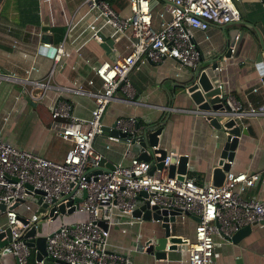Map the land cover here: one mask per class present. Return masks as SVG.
<instances>
[{"label": "built area", "instance_id": "2783aa9c", "mask_svg": "<svg viewBox=\"0 0 264 264\" xmlns=\"http://www.w3.org/2000/svg\"><path fill=\"white\" fill-rule=\"evenodd\" d=\"M260 3L264 9V0ZM127 5V12L119 11L109 0H80L76 5L79 16L70 18L66 35L79 55H82L84 35L100 38L98 31L104 32L106 28L111 36L125 37L124 52L118 53L113 60L90 63L93 76L84 80L74 78L69 85L51 82L55 67L69 54L64 39L57 45L41 43L46 50L49 48L52 59L43 79L32 76L39 69L35 58L23 74L0 70V79L20 82L21 90L34 100H41L48 88L57 89L49 107L50 126L70 143L63 157L54 159L20 147L0 133V202L5 203V209L0 210L5 214V224L0 226V231L9 227L10 240L5 247L14 255L16 264L28 263L32 246L26 242L24 234L32 226L37 228L40 218L52 222L56 217L83 211L86 218H61L44 233L47 255L62 260L63 264H130V255L110 244L109 226L141 222L142 216H135L132 211L143 203L148 207L179 209L177 217H194L193 235L182 234L187 241L177 242L176 247L185 251L186 264H214L215 236L230 238L239 227L253 221L264 224V197L243 194L246 187L254 184L258 173L229 169L223 183L214 185L197 181L187 159L182 179L177 177L176 171L169 174L171 155H177V164L178 156L187 153L164 147L165 153L158 159L159 143L150 146L149 159L132 152L130 145L143 138L145 126L135 114L117 116L114 126L109 125L104 133L103 147L110 149L113 143L122 142V156L128 161H116L112 166L102 165L95 169L102 152L94 142L103 134V115L116 90L120 88L126 92L129 101H138L129 72L147 59L160 61L165 57L196 67L200 64L201 52L194 29L204 26L207 20L223 24L240 18L236 0H127ZM92 11L93 20L84 23V16ZM12 45L18 46V43L13 41ZM83 58L88 62L89 59ZM97 78L99 84L95 85ZM261 84L264 87V81ZM64 89L91 95L94 105L90 114L74 113L72 100L64 96ZM218 95L217 107H200L196 103L187 110L200 113L207 120L212 116L233 118L238 125L248 116L264 113V109L245 107L232 93L221 91ZM113 127L117 133L111 131ZM158 161L161 165H157ZM27 182L44 190L41 194V201L46 202L43 209L34 192L25 193ZM63 195L66 196L57 200ZM76 196L81 198L74 200ZM67 199L73 202L60 211L59 203ZM15 201L17 204L12 206ZM71 204L73 209L67 211ZM99 219L107 226H102ZM147 240L142 246L144 251L151 243ZM2 249L4 246H0V252ZM45 260L43 258L41 264Z\"/></svg>", "mask_w": 264, "mask_h": 264}, {"label": "crops", "instance_id": "0c3cea01", "mask_svg": "<svg viewBox=\"0 0 264 264\" xmlns=\"http://www.w3.org/2000/svg\"><path fill=\"white\" fill-rule=\"evenodd\" d=\"M80 0H1L0 1V70H11L23 74L33 58L39 69L32 76L43 79L48 72L52 59L49 48L42 42L57 45L63 39L69 54L63 58L61 65L54 70V84L69 85L74 78L84 80L94 75L90 63L101 60H113L125 51V37L109 35L113 39L107 49L100 38L84 35L81 47L82 55L76 52L66 35L70 18L79 16L76 5ZM121 12H127V0H110ZM240 10L238 20L218 24L207 20L202 27L194 29V38L200 49V66H205L221 56L218 64L217 80L223 93H232L245 107L264 109V87L261 82L262 67L257 55L264 57V9L260 0H236ZM94 11L84 16V23L93 20ZM100 22V17L97 18ZM237 28L232 49H228L229 32ZM47 35V39L42 37ZM16 41L18 46H13ZM26 54V55H25ZM86 57L88 62L83 58ZM263 61V60H262ZM194 66L181 65L172 57L160 61L147 59L140 67L132 69L129 77L132 80L137 102L127 99L128 94L117 89L115 97L108 104L103 121L111 125L119 115L135 114L142 125L148 122L163 125L158 134V143L162 147L176 152L187 153L191 174L199 182H210L211 167L216 164L223 143V129L211 125L200 113L187 108L196 103L184 89L191 81ZM99 84V79L95 85ZM63 87V86H62ZM254 87H257L254 89ZM41 100H34L30 94L21 90V83L0 79V133L14 144L25 147L50 158L60 159L70 143L59 136L50 126L49 107L53 103L57 89L51 87ZM47 91V90H46ZM64 96L70 98L73 112L87 116L94 105L93 97L86 93H76L64 89ZM161 105L173 106L166 110ZM246 132L240 134L234 149L230 170L256 172L259 177L248 186L243 194L255 198L264 197V113L248 116L241 125ZM104 133L95 139V146L104 157L103 166L113 162L126 163L128 158L122 156V142H115L110 149L103 147ZM132 152L138 154L141 147L134 142L130 145ZM86 218V212L62 215L46 224L47 230L56 226L60 219ZM189 225L178 229L179 223ZM175 233L193 235L195 219L191 215L177 217ZM5 224V214L0 211V226ZM48 225L51 226L48 228ZM140 225L111 224L109 242L119 250L128 253L133 264H148L143 260L144 242L152 236L142 238L140 233L133 235V229ZM134 226V227H133ZM173 224L171 225V227ZM180 228V227H179ZM192 229V230H191ZM183 231V232H181ZM39 225L36 234H41ZM34 248V247H33ZM171 251V250H169ZM178 258L158 260L159 264H186L185 251ZM134 255V257H133ZM180 259H183L181 261ZM150 261V262H149ZM45 262V261H44ZM44 262L42 264H44ZM59 263L57 261H54ZM0 264H16L14 255L8 250L1 253ZM63 264V263H60ZM214 264H264V224L260 221L250 223V229L237 241L231 238L215 236Z\"/></svg>", "mask_w": 264, "mask_h": 264}, {"label": "water", "instance_id": "95a60500", "mask_svg": "<svg viewBox=\"0 0 264 264\" xmlns=\"http://www.w3.org/2000/svg\"><path fill=\"white\" fill-rule=\"evenodd\" d=\"M237 28H232L228 34L229 36V43L230 45L233 44L234 38L237 35ZM98 34L100 36V39L102 41V44L107 49L112 44L113 39L111 37H108L103 31L99 30ZM43 39H47L48 36L44 35L42 37ZM229 49V47H228ZM229 52V51H228ZM226 52L225 54H220L217 59L213 60L211 63L205 65V66H196L194 69V75L190 82L184 85V89L189 91V95L191 99L198 103L200 107H217L219 106L218 100L220 99L219 93L221 92V88L218 86V80H217V74H218V64L219 59L221 56H226L229 53ZM258 60L260 61L258 65L262 67V75L261 79L264 81V57L260 53L257 55ZM263 60V61H262ZM208 122L213 125L214 127L218 129H223V143L221 145V149L219 152V156L217 159V162L215 165L211 167V179L210 183L214 185H221L226 177L227 171L230 169L231 160L233 159L234 155V149L236 147L238 138L241 133L246 132V128L244 126L235 124V120L233 118H217L216 116H212L209 118ZM115 122L113 121L111 125L114 126ZM163 125L153 123L152 125L146 124L142 129L143 138L139 141L138 144H140L141 151L138 154L139 157L149 159L150 153L148 150L150 149V146L152 144L158 143V134L162 132ZM108 125H103V132H107ZM112 132L117 133L118 130L116 128L111 129ZM121 135H124V133L120 132ZM158 150L160 151V155H158V159L162 158L165 153V148L162 146L158 147ZM177 158V155L173 153L171 155L170 165H169V174H173L175 171L177 172V177L183 178V172L185 171V164L187 161V155L181 154L178 156V162L175 163ZM104 163V157L102 156L97 164L95 166V169L99 168V166H102ZM157 165H161V161L157 162ZM109 166H112L110 164ZM74 188V187H73ZM27 192H34V194L37 196V201L41 202L40 209H43V207L46 205V202L41 201L42 199V193H44V190L38 188V187H32L30 183H26L25 193ZM141 193H145V191H141ZM84 195V192H83ZM66 195L61 196L57 200H61ZM81 196H76L74 200H79ZM73 202V199H67L66 202L61 201L58 205L60 211L65 210V205L70 204ZM17 201H15L12 206L16 205ZM74 205L71 204L70 207L67 208V211H71L73 209ZM5 209V203L0 202V210ZM180 213L179 209H166V208H158L155 205L152 207H148L146 203L140 204L138 207H136L132 214L135 216L141 215L143 219H149L153 218L157 221H161V225L163 226V234L158 235L154 237L153 239L149 238L147 241H150L151 243L148 244L146 247L145 252L147 253H153L154 258L157 260L161 259H167L168 251L176 249L177 242H186L187 238L183 237L180 233H174L172 232L171 222L175 221L177 219V215ZM55 215V214H54ZM98 222L106 227L107 223L103 220L99 219ZM250 229V224H245L239 227L231 236L230 238L233 241H237L243 234L248 232ZM37 228L34 226L30 227L26 232L25 236L27 237L26 242L34 247V255H35V264H41V260L45 258L46 260H55L59 263H63L60 259H54L52 256L46 254L45 249V234H36ZM5 235V237L1 238V236ZM10 240V230L7 226L5 230L0 231V246H4V249L0 252L5 253L8 251V248L5 247V245ZM168 242V244H167ZM81 264V263H76ZM133 264V261L130 263ZM152 264V263H148ZM154 264V263H153Z\"/></svg>", "mask_w": 264, "mask_h": 264}, {"label": "rangeland", "instance_id": "374dc122", "mask_svg": "<svg viewBox=\"0 0 264 264\" xmlns=\"http://www.w3.org/2000/svg\"><path fill=\"white\" fill-rule=\"evenodd\" d=\"M51 90H52V88H48L47 91H46V93L47 92H50ZM56 218H60V217H56ZM176 220L172 222L173 226H172V230L171 231L174 232V233L177 230L176 228H177V224H178V223H176ZM37 223L39 225V230L41 232H46L47 231L46 224H49V223H48V221L46 219L40 218L37 221ZM136 224H138L140 226L138 228L137 225H135V227H137V228H134L133 229V231H134L133 232V235H135L136 232H137V233H140L142 235V238H145V237L147 238L149 236H153V238H154V237H156L158 235H162L163 234V226L161 225V221H155L154 219L149 218V219H143L141 222L136 221ZM50 227L51 226L48 225V228H50ZM179 227H178V229H181V228L182 229H185L186 227H188V229H189V225L186 224L185 222L184 223H179ZM181 232H183V231H181ZM183 233H185L186 235H188L186 232H183ZM30 251H31V253L28 256V259L30 258L31 254L35 251V249L33 247H31L30 248ZM180 255L183 256V252L181 253V252L172 251V250L171 251H168V254H167V256L169 258H177V257L179 258ZM142 256H143V260L144 261L148 259V260H150L152 262V264L153 263L154 264L161 263L160 261H158L157 259L154 258L153 253H146V254H144ZM133 257H134V255H133ZM130 258L132 259L131 256H130ZM54 261L55 260H50V259L49 260H45L44 264H60V263H56Z\"/></svg>", "mask_w": 264, "mask_h": 264}, {"label": "trees", "instance_id": "16d2710c", "mask_svg": "<svg viewBox=\"0 0 264 264\" xmlns=\"http://www.w3.org/2000/svg\"><path fill=\"white\" fill-rule=\"evenodd\" d=\"M152 124H153L152 122H148V125H152ZM27 264H35V255H34V252L31 254L30 258L28 259V263Z\"/></svg>", "mask_w": 264, "mask_h": 264}]
</instances>
